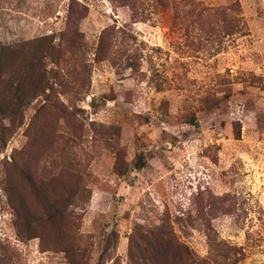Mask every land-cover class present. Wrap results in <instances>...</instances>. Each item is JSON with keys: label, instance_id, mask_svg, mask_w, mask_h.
Listing matches in <instances>:
<instances>
[{"label": "rangeland", "instance_id": "374dc122", "mask_svg": "<svg viewBox=\"0 0 264 264\" xmlns=\"http://www.w3.org/2000/svg\"><path fill=\"white\" fill-rule=\"evenodd\" d=\"M167 260L264 264V0H0V264Z\"/></svg>", "mask_w": 264, "mask_h": 264}, {"label": "trees", "instance_id": "16d2710c", "mask_svg": "<svg viewBox=\"0 0 264 264\" xmlns=\"http://www.w3.org/2000/svg\"><path fill=\"white\" fill-rule=\"evenodd\" d=\"M136 167H138V168H141L142 167V165L141 164H136ZM157 260H159V259H157ZM159 261H154V264H161L160 262L158 263ZM163 264H173V262H170V260H167L165 263H163Z\"/></svg>", "mask_w": 264, "mask_h": 264}, {"label": "bare ground", "instance_id": "6f19581e", "mask_svg": "<svg viewBox=\"0 0 264 264\" xmlns=\"http://www.w3.org/2000/svg\"><path fill=\"white\" fill-rule=\"evenodd\" d=\"M159 263V262H158Z\"/></svg>", "mask_w": 264, "mask_h": 264}]
</instances>
